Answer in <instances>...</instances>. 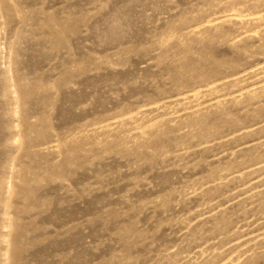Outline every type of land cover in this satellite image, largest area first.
I'll return each mask as SVG.
<instances>
[{"label": "rangeland", "instance_id": "374dc122", "mask_svg": "<svg viewBox=\"0 0 264 264\" xmlns=\"http://www.w3.org/2000/svg\"><path fill=\"white\" fill-rule=\"evenodd\" d=\"M0 264H264V0H0Z\"/></svg>", "mask_w": 264, "mask_h": 264}]
</instances>
